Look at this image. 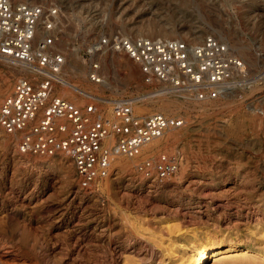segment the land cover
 Returning <instances> with one entry per match:
<instances>
[{"label":"rangeland","instance_id":"rangeland-1","mask_svg":"<svg viewBox=\"0 0 264 264\" xmlns=\"http://www.w3.org/2000/svg\"><path fill=\"white\" fill-rule=\"evenodd\" d=\"M12 1L59 7L53 50L85 73L63 70L64 78L98 97L61 84L54 85L56 95L79 106L93 103L104 117L114 102L139 97L142 112L163 108L182 117L184 127L159 151L126 168L109 166L104 183L99 178L91 190L79 185L71 159L67 172L47 165L53 156L20 153L16 137L1 129L0 264H177L181 244L204 238L264 249V0ZM150 20L166 30L209 32L228 45H244L247 72L234 86L239 93L217 96L207 107L200 102L208 97L168 107L150 100L160 86L145 82L137 63L100 41L120 34L122 22ZM96 42L101 47L93 53ZM94 63L106 78L99 85L89 81ZM20 75L9 78L10 90ZM161 155L181 162L177 172L158 175L154 165ZM146 162L150 166L142 169Z\"/></svg>","mask_w":264,"mask_h":264},{"label":"built area","instance_id":"built-area-1","mask_svg":"<svg viewBox=\"0 0 264 264\" xmlns=\"http://www.w3.org/2000/svg\"><path fill=\"white\" fill-rule=\"evenodd\" d=\"M59 20L60 10L55 4L44 7L0 0V63L27 65L36 74L19 76L12 92L0 102V127L6 135L16 137L20 153H66L79 185L91 190L93 183L108 174L115 154L133 156L166 129L183 125L184 119L157 111L136 114L127 101L113 103L110 116L99 118L95 104L79 106L56 95L53 86L63 81L60 73L64 62L63 55L53 50ZM38 29L44 34L34 42ZM100 41L103 48L123 51L137 63L145 82L184 90L196 99L215 98L230 84L239 86L247 72L243 61L211 35L195 49L182 40L133 38L119 33ZM91 68V80L99 82L98 65L94 63ZM63 132L66 134L60 136ZM175 165L161 155L154 166L158 175L165 177ZM148 166L146 162L141 168Z\"/></svg>","mask_w":264,"mask_h":264},{"label":"bare ground","instance_id":"bare-ground-1","mask_svg":"<svg viewBox=\"0 0 264 264\" xmlns=\"http://www.w3.org/2000/svg\"><path fill=\"white\" fill-rule=\"evenodd\" d=\"M61 16L62 15L60 12L59 23L61 21ZM40 22H42V19L40 20ZM58 27H59V25H56L55 29H57ZM214 29L215 28L212 27L211 31L218 32L217 31L218 29L215 31H214ZM119 32H120V34H122V33L123 34L124 33L129 34L133 38L148 37V38H153V39H157V40H171V39L182 40V41H185L191 49H195L202 42V40L204 38V34H202V33L193 35V32H192V34H191L192 36H191L189 33H187V31L184 33H180V31L177 32L175 29L174 30L173 29L166 30V29L160 27L157 23H155L154 20L153 21L150 20V21L144 22L140 25H133V26L122 22L121 23V30H119ZM41 33H42V29H38L36 32V36L34 38V42L38 40V38L41 36L40 35ZM209 35H210L209 32L205 33V37L209 36ZM58 40H59V38L55 41L53 47L55 46V44L57 43ZM221 42L224 43L227 46L228 50L231 52V54H233L237 58H240L242 60V58L244 59L245 57H248L246 54V49H245L244 45L236 44V43H232L231 45H228L223 39ZM99 47H101V45L96 42V43L91 45V51H93V53H94V51L97 50ZM233 52H236L237 55ZM116 53H121V54H124L126 56V54L123 51L116 52ZM63 57H64V62H63V65L61 67V73H60V76L63 79V81L56 83V84H61L63 86L69 87L70 89H72L74 91H79V93L83 94L85 97H96L97 96L96 90L82 89L81 86H79V84L77 82L70 83L67 80V78H64L63 70H68L71 73V75H74L75 77H78L79 75L84 77L85 73H84V70H82V68H78L76 66V64H70V63L67 64L65 55H63ZM2 65H5L6 67H8V70L4 71L0 67V97L6 93H7V95H9L12 92L13 87L10 90V79H9L10 77H14L18 73H22V75L23 74H26V75L32 74V77L36 76V74L32 71V69H30V67L27 65H23L20 63H10V62H6V61L2 62ZM126 67H127V65H126ZM97 71H99V69ZM105 79H106L105 77H103L102 79L100 78V81H103V80L105 81ZM89 81L93 82L95 85L100 84V83L98 84V82L92 81L91 79H89ZM56 84H54V85H56ZM234 86L235 85L230 84L228 87L224 88L223 90H220L218 96L222 97L224 99L226 97H231L232 95H233L232 97H235L237 95V93H239V91L236 90V88ZM63 92H65V91L63 90ZM174 95H175V98H177V100H174ZM149 96L151 97L150 100H152L153 98L162 99L164 102V107L173 106L174 104H179L181 101H184V100L186 101V100L192 99V95H190L187 91L169 90V89H164L163 87H161L158 90V92L151 93ZM178 97H180L182 99H179ZM206 98H204V100H206ZM212 99L213 98H209V99L207 98L208 102H200V103H204L203 104L204 107L205 106L207 107L208 105L211 104ZM179 100H180V102H179ZM197 100H202V99H197ZM98 101H102V100L98 99ZM113 101H115V100H113ZM102 102L106 103V104L112 103V102L108 103V102H106V100L105 101L103 100ZM128 102L131 104V107H132L134 113L146 114V113L142 112V110H144L146 108V106H144L142 104L143 99H140L139 97L138 98H132V100H130ZM76 104L78 105L79 103H76ZM96 108H97V106H96ZM156 110H157V112H162V113L165 112L163 110V108H157ZM97 111H98L97 117L100 118V116L103 115V112L101 109L98 110V108H97ZM40 112H41V110H39V114H40ZM61 119L62 118H60V120ZM181 127H184V124L179 126V127H173V128L166 129L160 136H158V137L152 139L150 142L142 145L141 148L138 150V152L136 154H134L133 156H125L123 154H115L112 157L109 166H111L112 164H117V165L121 166L119 168H122V167L126 168V165L133 163L137 159L145 158V157L151 155L152 153L159 151L162 148L164 143L167 144L168 142H170V141L174 140L176 137H178L179 132L176 131L175 129H180ZM1 129L2 128L0 127V131H1ZM64 134H66V133H64V132L60 133V136H62ZM22 154L28 155L29 152L22 153ZM35 155L39 156L41 158H45L46 156H53V158H50V159H52V161H50V162L48 161L47 165H49L52 162L53 165H58L63 170H65V172H67L68 162L70 163V157L66 153H64L62 151H57L54 155H44V156L41 154H35ZM23 156H25V155H23ZM175 164L176 165H175L174 171L177 172L181 162L179 161V162H176ZM106 176L102 177L100 179V180H102L101 182L104 183ZM93 185H94V183L91 185V187ZM222 244H223L222 241L218 243L216 240H211L209 238H204L202 241H199L197 243L192 242V240H188L187 242L181 244V247L184 250H182L181 254L180 255L178 254L179 256H177V264H206L208 260H212V264H264V249L257 250L256 248H254L255 250H253V249H250L249 245H247V244L243 245L242 248H240L239 245L230 244L228 242L223 244V245ZM186 248H189L188 252L185 250Z\"/></svg>","mask_w":264,"mask_h":264}]
</instances>
